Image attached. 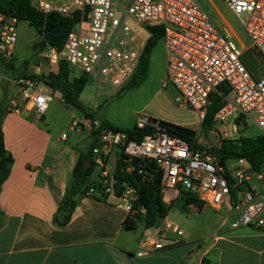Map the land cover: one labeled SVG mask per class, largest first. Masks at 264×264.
Segmentation results:
<instances>
[{"label": "built area", "instance_id": "built-area-1", "mask_svg": "<svg viewBox=\"0 0 264 264\" xmlns=\"http://www.w3.org/2000/svg\"><path fill=\"white\" fill-rule=\"evenodd\" d=\"M223 1L241 18L251 47L264 57V0ZM33 4L43 13L68 15L79 11L81 19L68 32L61 48L47 45L36 52L31 72L40 73L44 61L51 65L65 61L72 68L94 75L99 85L109 83L115 90L121 89L140 62L150 36L146 25L161 24L166 50L164 85L171 83L176 87V104L203 118L210 94L226 83L231 91L219 92L222 105L211 127L217 142L233 138L231 124L234 132H239L235 124L240 116H251L264 133V76H253L243 60V50L218 29L198 0H34ZM128 20H133L147 36L135 30ZM17 23L16 16L0 11V58L7 64L14 58ZM15 82L18 90L9 99L10 108L18 110L31 103L36 115H43L54 98L53 89L32 77L20 76ZM100 123L95 117L72 116L69 128L93 130ZM136 125L139 129L149 125L153 131L139 140L121 130H107L98 136L92 160L101 169L99 187L92 186L88 193L115 192L116 179L108 168V157L116 148L125 155V162H155L161 172L162 199L166 203L178 199L185 190L225 217L236 214L233 228L264 226V187L251 183L255 179L263 185L264 168L254 170L245 157L235 159L234 164H229L231 160L222 164L211 152L194 149L187 140L168 134L158 119L142 118ZM62 136L66 137V133ZM134 169L133 165L123 168L129 173ZM139 172L143 173V169L139 168ZM122 186L118 205L132 216L138 192L129 182H122ZM171 233L182 235L183 229L172 221L146 228L139 239L138 255L176 242Z\"/></svg>", "mask_w": 264, "mask_h": 264}, {"label": "crops", "instance_id": "crops-1", "mask_svg": "<svg viewBox=\"0 0 264 264\" xmlns=\"http://www.w3.org/2000/svg\"><path fill=\"white\" fill-rule=\"evenodd\" d=\"M243 47V60L250 65L251 73L256 79L263 77V55L251 44ZM17 77L0 71L2 131L5 147L13 157L10 173L0 191V264H264V226L233 228L231 223L237 215L225 217L217 211L220 216L208 235L198 227L182 228V235H170L176 242L138 255L139 239L146 227L140 223L135 229L125 228L128 213L118 205L120 193L116 191L108 195L87 192L79 198L70 222L57 226L54 214L80 155L87 152L92 141V130L69 128L77 133L70 140L65 129L72 116H76L74 113L69 114L61 128L54 130L46 112L38 117L31 103L12 110L9 99L17 93ZM56 92L59 91L53 89V97ZM61 101L62 107L71 112L73 106L66 104L62 95ZM83 117L91 116L82 112L78 118ZM83 132L88 133V139L82 143ZM113 152L117 154L114 157ZM118 152L114 148L108 157V168L111 159H115L112 172ZM97 167L95 164L91 176L96 182L101 170L94 176ZM184 205L191 213L205 209V205L200 208L193 202ZM168 215L160 225L170 221Z\"/></svg>", "mask_w": 264, "mask_h": 264}, {"label": "trees", "instance_id": "trees-1", "mask_svg": "<svg viewBox=\"0 0 264 264\" xmlns=\"http://www.w3.org/2000/svg\"><path fill=\"white\" fill-rule=\"evenodd\" d=\"M0 11L16 16L18 21H28L37 30L40 39L33 45L35 53L47 45L61 48L68 32L74 29L81 19L79 11H74L68 15L55 11L50 13L40 12L33 4V0H0ZM146 27L150 31V36L146 41L140 62L132 78L119 90L120 94L130 88L139 87L149 76L151 56L155 46L162 38L164 29L161 24L146 25ZM0 64L3 67H14L12 62L7 64L1 58ZM246 64L251 71L250 65L247 62ZM6 70L8 71V69ZM20 76L32 77L46 83L61 93L66 104L80 109L86 116L95 117L80 99V94L89 81V75L83 72H80L77 76L73 75V68L67 62L60 61L55 69L40 73L24 70ZM230 91L231 88L226 83H222L218 87V91H213L210 94L209 103L201 121V128L205 134L211 130L214 115L222 105V95L219 92L227 94ZM2 112L0 108V191L13 163V157L4 144ZM238 120L239 123L242 122V116ZM100 121V126L92 130V141L87 152L80 155L74 167L70 183L54 214L53 221L57 226L67 225L79 198L86 195L92 186L99 187L98 182L91 180L95 168V163L92 160V148L97 144L98 136L102 132L121 130L127 132L131 138L139 140L153 131V127L149 125L139 129L136 124L132 127H120L105 118H101ZM160 123L168 134L187 140L194 149H205L211 152L222 164H225L228 160L245 157L254 170L264 168V133L255 136L240 134L236 138H225L215 145H204L199 141L196 129L162 120H160ZM124 159L125 155L119 151L114 171L115 191L117 194L121 193L123 189L122 182L126 181L133 185L138 192V198L134 204L136 212L132 216L127 215L124 221L125 228L135 229L140 223L146 228L159 225L160 221L170 212L172 203H166L162 199L161 172L158 166L154 161L149 163L148 160L135 159L131 162H125ZM128 165L135 166L131 173L123 170ZM139 168L143 169V173L139 172ZM97 191L101 192L100 189ZM235 191L236 189H233L234 193ZM180 197L185 204L193 202L200 208L204 206L203 202L189 191L183 190Z\"/></svg>", "mask_w": 264, "mask_h": 264}, {"label": "rangeland", "instance_id": "rangeland-1", "mask_svg": "<svg viewBox=\"0 0 264 264\" xmlns=\"http://www.w3.org/2000/svg\"><path fill=\"white\" fill-rule=\"evenodd\" d=\"M198 1L218 29L228 34L242 50L244 45L248 46L251 44V39L241 22V18H239L223 0ZM128 23L145 37L147 36L133 20H128ZM17 34L18 40L12 61L14 67H3L0 64V71L9 72L11 76H20L24 70H31L32 63L36 59L33 45L40 39L37 30L26 20L18 21ZM165 53V44L161 38L152 53L149 76L139 87L130 88L120 94V89L115 90L109 83H101V85H99L95 76L90 75L89 81L83 89L80 99L95 117L99 119L105 118L120 127H132L138 123L141 116H146L194 128L198 131L197 135L202 144H217V136L214 135L211 130L207 134L204 133L201 128L202 119H200L198 113L190 109L181 108L176 104L175 97L178 93L176 87L171 83L164 85V80L166 78ZM51 66L52 65L46 61L42 62L41 72L50 70ZM6 69H8V71ZM79 74L80 70L73 67V75L77 76ZM54 97L55 99L50 102L46 110V118L48 122H50L52 129L61 128L65 124L64 120L67 119L71 113H74L77 117L82 115V111L75 107H71V112L65 110L62 107L61 95L59 92H56ZM238 119L239 117H237L235 124V126L238 127V133L234 132L233 124H231L232 126L229 125V129L233 131V138L238 137L240 134L255 136L262 133L261 128L251 116L246 118L242 116V122L240 123ZM65 131L70 135V140H73L77 135L76 132L70 131L69 125H67ZM82 135L84 137V140H82L83 143L88 139V133L83 132ZM116 155L117 154L114 152L112 153L113 157ZM234 163V160L229 161V164ZM114 165L115 159H111L109 170L113 169ZM99 169V167L95 169L94 176H96ZM251 183L258 188L264 187V183L261 185L255 179H253ZM173 202L168 219L179 224L183 229L198 227L201 228L202 233L208 235L214 228L218 215L220 216L219 213L215 212V210L209 206H205L203 211H193L191 213L189 207L184 205L181 197ZM141 229L142 226L139 225L137 230L140 231Z\"/></svg>", "mask_w": 264, "mask_h": 264}, {"label": "water", "instance_id": "water-1", "mask_svg": "<svg viewBox=\"0 0 264 264\" xmlns=\"http://www.w3.org/2000/svg\"><path fill=\"white\" fill-rule=\"evenodd\" d=\"M150 120L155 121L156 119L150 118Z\"/></svg>", "mask_w": 264, "mask_h": 264}]
</instances>
